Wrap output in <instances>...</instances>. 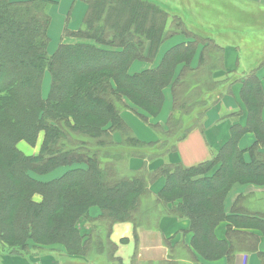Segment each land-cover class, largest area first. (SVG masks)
Instances as JSON below:
<instances>
[{
	"label": "trees",
	"instance_id": "16d2710c",
	"mask_svg": "<svg viewBox=\"0 0 264 264\" xmlns=\"http://www.w3.org/2000/svg\"><path fill=\"white\" fill-rule=\"evenodd\" d=\"M80 1L83 12L75 14L72 6L59 45L50 52L53 2L0 0L2 257L60 245L74 257L100 254L108 264H124L110 238L114 224L130 221L137 229L165 215L189 219L191 244H182L195 264L224 256L234 264L237 252H258L259 236H248L242 228L253 225L264 232V212L246 209L250 195L237 196L230 210L226 199L238 182L264 186V83L259 75L264 60L245 77L231 79L225 47L216 36L189 28L168 5ZM176 35L187 40L164 51ZM136 61L149 67L133 71ZM238 82L244 105L222 119L244 116L245 124L234 120L230 138L209 159L184 164L177 158L179 144L204 128L209 109L224 94H233ZM168 89L171 113L165 122L153 123ZM218 90L220 97H214ZM130 113L156 139L137 136ZM248 131L257 138L241 148ZM22 141L41 142L39 152L27 154ZM130 158L141 164L127 168ZM73 165L48 181L31 175ZM159 181L163 185L154 193ZM93 208L99 209L95 215ZM224 221L226 236L220 238L217 228ZM167 243L173 256L176 245ZM259 255L264 260V252Z\"/></svg>",
	"mask_w": 264,
	"mask_h": 264
},
{
	"label": "crops",
	"instance_id": "0c3cea01",
	"mask_svg": "<svg viewBox=\"0 0 264 264\" xmlns=\"http://www.w3.org/2000/svg\"><path fill=\"white\" fill-rule=\"evenodd\" d=\"M51 1L53 2L50 11L52 16V22L50 26V36L52 41L49 46V50L50 52H53L57 48L55 43H58V39L63 33L70 9L75 5V14L78 15L83 12L84 5L80 0ZM176 1L181 4L194 3L197 5H202L205 2L208 3L209 0H173V2ZM161 2L165 1L161 0ZM215 3L217 10L216 14L213 16L204 15V13L200 14L202 21H204V26H200L198 31L205 32L203 31L204 29L209 30L207 32L216 36L217 40L220 42V45L225 47L226 69L233 71L231 75L236 74L238 78H243V76L248 73L252 67L256 66L255 62L251 64V60H248L249 58L247 59L246 57L251 56V54H253L252 52L254 51H264V48L259 47V42L251 43L253 42L251 40H249V42H245L244 38H239V40H241L240 43L233 42L231 37L238 36L236 35V31L231 32V26L232 23H234L233 26L244 24L243 21H249L250 16L256 14L254 11L264 10V0H215ZM222 4H224V6ZM229 7L231 11L228 10ZM197 9L199 11V8ZM234 10L238 13H244V15H247V17L242 19L238 15L236 16L233 13ZM245 23L248 24L249 22ZM237 34H239L241 38L245 35V33L242 32H237ZM228 36L230 37L228 38ZM246 39H249V35H247ZM186 40L187 39L185 36H174V38H171L170 40L174 43L169 46L170 42H166L163 50L165 51L171 46ZM249 46H252V48ZM244 55H246V57ZM196 64L197 60L194 61V65ZM147 67H149L148 63L136 61L132 65V70L139 71ZM240 70L246 71L242 72ZM259 75L261 76L264 83V65L261 67ZM232 87L233 94H224L220 98L219 103L209 109L204 120V128L194 130L185 140L179 144L177 158H179L184 164L193 165L209 159L212 157L213 153L230 138L231 126L233 122L239 121L245 124L246 119L244 116L238 118L222 119L224 114L234 111L235 109L241 107V105H244L240 96L242 82H238ZM217 96H219V92L214 94V97ZM171 109L172 93L171 90L168 89L166 103L164 104V110L162 111L163 113H160L156 117H151V120L154 122H165L171 113ZM138 125L143 128L141 129L138 127V134L142 139L153 140L158 136L146 125L139 122ZM256 138L257 136L254 131L246 132L240 139V147L247 148L251 146L255 142ZM134 162H138V159H133L132 163ZM139 162L141 164V161ZM162 185L163 181L157 182L153 187L154 193H157ZM240 194H247L251 196V199L245 206L246 209L252 212H264V186L260 187L240 182L234 184L226 199L227 209L230 210L235 199ZM98 211V208L92 209L93 214H97ZM227 224L228 222L224 221L218 226L217 234L220 238H224L226 236L225 230ZM251 226L243 227L242 229L245 233H248V236H252V233H257L260 238L258 252L239 251L235 255L234 264H264V260L259 255V251L264 252V232L259 228H253ZM189 227L190 221L187 218H179L171 215L159 217L156 216V218L152 219L151 226L144 224L143 226L137 227V229L134 223L130 221L116 223L112 230V239L118 245V254L121 258H123L125 264H131V262L135 260L138 262V264L171 263L173 260L179 261L178 264H195L188 251H185V254L181 258L179 257L176 259L174 256L172 257L167 243V241L170 240L173 245H176L179 242L177 245H181L183 243L184 246H190L192 232H188ZM234 227H236V225H234ZM186 254L188 256H185ZM10 257L11 256H6L5 260L7 261ZM200 261L205 262V264L228 263L226 256L220 259L207 261L200 258Z\"/></svg>",
	"mask_w": 264,
	"mask_h": 264
},
{
	"label": "rangeland",
	"instance_id": "374dc122",
	"mask_svg": "<svg viewBox=\"0 0 264 264\" xmlns=\"http://www.w3.org/2000/svg\"><path fill=\"white\" fill-rule=\"evenodd\" d=\"M158 1L161 2V0H158ZM162 1L167 2V3H165V2H162V3L168 5L169 8L174 9V11H177V13H179V15L182 16L183 20L189 26V28L196 30V31H198L200 29L199 28L200 26H202V25L204 26V21H202V18L200 16L201 13H204V15L213 16L217 12L215 0H209L208 3L205 2L202 5H199V4L197 5L194 3L193 4H188V3H182L181 4L178 1H176L177 3L173 2V0H162ZM222 5L224 6V4H222ZM197 8H199V11ZM228 10H230V7L228 8ZM254 12L256 14H253V16H250L249 21H243L244 24H240V25L238 24L237 26H233L234 23H232V26H231L232 31L231 32L236 31V35L238 37L233 36V37H231V39L233 40V42H239V43L241 41V40H239V38L240 39L244 38L245 42H249V40L253 41L251 43H256V42L258 43L259 42L260 43L259 47L264 48V10L254 11ZM233 13L236 16L238 15L239 17H242L244 15V13H242V12L238 13L235 10L233 11ZM245 22H249V23L247 24ZM203 31L207 32L209 30L204 29ZM237 32L245 33V35L242 36V38H241L239 36V34H237ZM246 33H248V34H246ZM253 33H256V34H253ZM62 35H63V33H62ZM62 35L59 37L58 43L57 42H56L57 44L55 43L56 47L59 45V42L62 38ZM247 35H249V39H246ZM176 36H183V35H176ZM229 37L230 36H228V38ZM170 40L168 41V42H170L169 46L174 43V42H171ZM249 47L252 48V46H249ZM252 53L253 54H251V56L246 57V55H244L247 59L249 58L248 60H251V62H250L251 64L255 62V65H257V64H260L261 61L264 60V51L259 50V51H254ZM240 71H242V70H240ZM245 71L246 70H244L242 72H245ZM236 76H237L236 74H233L231 76V79H233ZM226 87H227V85H225V87L222 86L220 88V90H225ZM167 91H166V95H167ZM218 92H219V90L216 91L215 94H217ZM165 103H166V100H165L164 104ZM163 110H164V105H163L160 113H163L162 112ZM131 115H132V117H131ZM125 117L128 118L129 116L127 117V114H126ZM193 117H195V116H193ZM129 119H130V122L129 121L128 122L130 123L131 127L133 128V130L136 132V134L138 136L139 135L138 134V127H140L138 125V119L132 113H130ZM151 122L156 123L152 120H151ZM141 129H143V128H141ZM142 131H144V130H142ZM40 146H41V142H38V145H36V146H31L24 141L20 142V147L27 154H36L37 152H39ZM152 149H154V148L146 149V150L152 151ZM132 161H133L132 158L127 160V168H130V167L137 168L140 165L139 159H138V162L132 163ZM74 166L75 165L58 167L57 169H55V170H53L47 174H44V175L31 172V175L33 177L40 179V180L48 181V180H51L53 178H56V177L62 175L64 172H66L67 170L71 169ZM82 227H83L82 229H85V231L89 230V227H86L85 224L82 225ZM99 227H101V225H99ZM113 228H114V226H113ZM102 234L105 235L106 232L103 230ZM110 238H111V240H113L112 239V231L110 234ZM177 244H176L175 252L173 253V256L176 259L179 257L180 258L183 257V255L185 254V251H188L187 248H185L183 246V244H181V245H177ZM104 246L109 247V245H104ZM56 247L55 246H46V247H42V248L37 247V248H34L33 250L31 249V251L27 255H24V256L10 255L11 257L7 261L5 260L6 256L2 257V255L0 253V264H108V262H109L103 255H100V254H94L93 257H91L89 259H85L82 257H74L72 255L64 253L63 251H61L59 249L60 245H56ZM115 254L117 256H119L118 250H117V253H115ZM185 256H188V255L186 254ZM1 257L4 259H2ZM122 261H123V258H122ZM178 262L179 261H177V260L176 261L173 260V262H171L170 264H172V263L178 264ZM123 263H124V261H123ZM112 264H121V262L112 263ZM131 264H138V262H136V260H135V261H132ZM162 264H168V263L166 262V263H162Z\"/></svg>",
	"mask_w": 264,
	"mask_h": 264
}]
</instances>
